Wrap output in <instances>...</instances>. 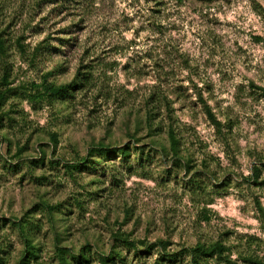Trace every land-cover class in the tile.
<instances>
[{
	"label": "rangeland",
	"instance_id": "374dc122",
	"mask_svg": "<svg viewBox=\"0 0 264 264\" xmlns=\"http://www.w3.org/2000/svg\"><path fill=\"white\" fill-rule=\"evenodd\" d=\"M0 37V264H264V0H0Z\"/></svg>",
	"mask_w": 264,
	"mask_h": 264
},
{
	"label": "trees",
	"instance_id": "16d2710c",
	"mask_svg": "<svg viewBox=\"0 0 264 264\" xmlns=\"http://www.w3.org/2000/svg\"><path fill=\"white\" fill-rule=\"evenodd\" d=\"M45 49L47 50L48 47H45ZM0 52H1V54L5 53L4 41L1 39V37H0ZM47 92H50L53 95L63 96L67 93V89L66 88H57V87L51 86L47 89ZM6 97H7V90L6 91H0V107L2 106V103L6 99ZM204 108H205V113H206L208 119L219 130L221 127L220 122L217 121L216 117L214 116V114L212 113V111L210 110L209 107H207L205 105ZM117 239H119L120 242L123 243L129 249H137L138 245H140V244H141V246L144 247V250H148V251L152 250L154 248H159V251L164 254L163 257L165 259L166 258L170 259V261L176 260L177 255L179 254V253L178 254L177 253H173V254L167 253L168 243L164 242V241L153 243V244L146 246L144 243H136L134 241H130V240L123 238V237H117ZM226 250L227 249L220 244L211 245L209 247L199 244L194 248L183 249L182 253H186L188 255L189 264H207L210 259H213L216 256H219L220 258H222L223 254ZM31 256L36 257L34 252L31 253Z\"/></svg>",
	"mask_w": 264,
	"mask_h": 264
}]
</instances>
